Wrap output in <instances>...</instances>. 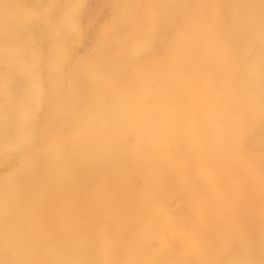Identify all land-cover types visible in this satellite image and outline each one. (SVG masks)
Listing matches in <instances>:
<instances>
[{
  "label": "rangeland",
  "instance_id": "obj_1",
  "mask_svg": "<svg viewBox=\"0 0 264 264\" xmlns=\"http://www.w3.org/2000/svg\"><path fill=\"white\" fill-rule=\"evenodd\" d=\"M0 264H264V0H0Z\"/></svg>",
  "mask_w": 264,
  "mask_h": 264
}]
</instances>
